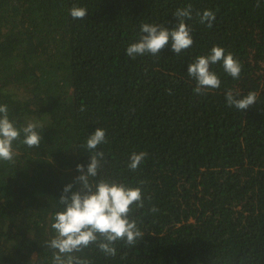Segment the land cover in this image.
Listing matches in <instances>:
<instances>
[{
    "label": "trees",
    "instance_id": "obj_1",
    "mask_svg": "<svg viewBox=\"0 0 264 264\" xmlns=\"http://www.w3.org/2000/svg\"><path fill=\"white\" fill-rule=\"evenodd\" d=\"M188 4L190 49L176 56L170 42L159 56L127 57L142 23L172 30ZM73 5L88 9L83 20ZM206 9L212 28L195 15ZM213 46L239 59L241 78L213 65L221 87L195 95L188 65ZM229 89L257 102L228 107ZM0 105L43 137L39 148L15 142V163H0V264L51 256L57 201L66 185L79 190L83 145L99 127L109 141L101 175L146 181L145 208L132 213L144 236L114 258L85 249L92 264H264V0H0ZM133 151L149 154L136 172Z\"/></svg>",
    "mask_w": 264,
    "mask_h": 264
},
{
    "label": "clouds",
    "instance_id": "obj_2",
    "mask_svg": "<svg viewBox=\"0 0 264 264\" xmlns=\"http://www.w3.org/2000/svg\"><path fill=\"white\" fill-rule=\"evenodd\" d=\"M88 13L86 7L73 5L70 16L74 20H83ZM174 15L179 18L175 28L169 30L161 24L144 22L140 25L139 39L130 43L126 55L135 60L145 55L159 56L161 50L171 42V50L179 56L194 44L192 28L187 21L193 19V6L177 8ZM201 25L212 28L216 14L211 9L196 12ZM220 64L223 72L233 80H239L243 65L231 52L223 47L213 46L207 55H199L187 68V74L195 82V95L207 96L211 91L221 87L220 76L212 70V66ZM226 105L241 112L246 111L257 102V93L249 91L241 95L239 91L229 89L226 93ZM81 111H84L82 106ZM38 125L28 122L17 127L16 122L8 115L7 105H0V163H15L14 143L19 141L28 148H39L43 137L37 131ZM23 136V139H21ZM109 143L106 129L99 127L87 136L83 147L90 153V163L77 165L81 175L75 178L79 190L72 191L74 184H68L57 201L58 209L52 217L50 228L53 235L46 239L44 246L50 250L44 264H92L83 253L85 249L95 247L108 258L118 254V245L134 247L144 233L138 221L132 217L133 206L145 208L143 185H126L117 180H109L101 175L104 166L105 152L101 145ZM147 151H133L126 166L132 172L139 170L148 157ZM69 193L71 195L69 196ZM159 209L152 205L151 212Z\"/></svg>",
    "mask_w": 264,
    "mask_h": 264
}]
</instances>
